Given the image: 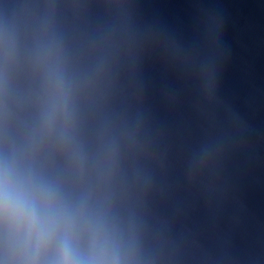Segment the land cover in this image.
I'll use <instances>...</instances> for the list:
<instances>
[{
    "label": "water",
    "instance_id": "95a60500",
    "mask_svg": "<svg viewBox=\"0 0 264 264\" xmlns=\"http://www.w3.org/2000/svg\"><path fill=\"white\" fill-rule=\"evenodd\" d=\"M53 42L71 144L41 132ZM6 152L85 204L121 264H264V0H0ZM23 260L0 225V264Z\"/></svg>",
    "mask_w": 264,
    "mask_h": 264
},
{
    "label": "clouds",
    "instance_id": "9594fccd",
    "mask_svg": "<svg viewBox=\"0 0 264 264\" xmlns=\"http://www.w3.org/2000/svg\"><path fill=\"white\" fill-rule=\"evenodd\" d=\"M38 60L46 67L47 85L41 132L58 133L62 144H71L72 86L62 53L53 42ZM73 155L79 163V154ZM0 225L6 257L23 253L21 264H40L43 254L53 252L54 264H121L104 223L93 221L85 204L69 203L57 185L22 165L14 153L6 152L0 161Z\"/></svg>",
    "mask_w": 264,
    "mask_h": 264
}]
</instances>
